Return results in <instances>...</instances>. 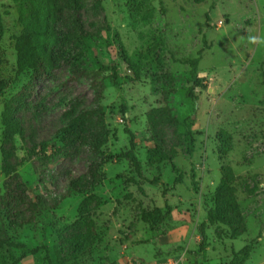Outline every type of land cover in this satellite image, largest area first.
Masks as SVG:
<instances>
[{
    "label": "rangeland",
    "instance_id": "rangeland-1",
    "mask_svg": "<svg viewBox=\"0 0 264 264\" xmlns=\"http://www.w3.org/2000/svg\"><path fill=\"white\" fill-rule=\"evenodd\" d=\"M55 2V68L16 111L9 131L1 123L3 103L30 73L16 71L17 9L0 0V80L7 83L0 95V205L15 227L1 213L0 223L15 241L47 248L18 264L173 256L228 264L248 243L254 247L244 264H264V0H79L78 11L69 0ZM198 51L204 85L194 104L186 95L192 83L185 60ZM150 110L159 119L155 151L164 158L153 164ZM188 117L191 156L183 126L172 121ZM124 118L141 177L116 157L129 149ZM73 121L83 136H67ZM173 167L183 175L175 186ZM225 176L239 205L226 225H211L207 211ZM166 204L170 213L158 225L141 219L142 210L164 212ZM25 218L30 222L18 225ZM234 230L243 233L233 237ZM19 256L18 248L0 245V264Z\"/></svg>",
    "mask_w": 264,
    "mask_h": 264
},
{
    "label": "trees",
    "instance_id": "trees-1",
    "mask_svg": "<svg viewBox=\"0 0 264 264\" xmlns=\"http://www.w3.org/2000/svg\"><path fill=\"white\" fill-rule=\"evenodd\" d=\"M18 15V22L21 26L19 34L15 38L14 49L16 53V71L17 73L29 72L30 77L28 82L9 100L3 103V109L1 112V123L9 130H15L16 124L14 122V116L16 111L21 107L24 101L31 97L35 90L39 87V84L52 75L55 68L57 56L53 54V47L57 42L58 34L53 29L52 24L55 22L56 16V2L55 0H12ZM69 3L73 10L78 11L80 9L79 0H69ZM211 8H213L211 6ZM135 9L130 10V17L133 18ZM1 32V22H0ZM205 46V45H204ZM207 47V46H206ZM201 52L198 51L196 57H188L185 62L189 66V74L191 86L189 87L186 95L190 98L194 104L198 101L196 90L200 89L204 84V78L198 73V62ZM112 72L113 84L118 87L119 80L116 72V66H110ZM138 70L135 71V77L138 78ZM7 83L4 80H0V95H3L4 89ZM196 107V105H195ZM123 113H125V107L122 106ZM148 126L151 132L152 139L155 143V148H152L148 154L149 163H160L164 160L163 155L160 152H156V146L158 139L155 132V126L159 123V119L154 110H150L147 113ZM172 121L180 124L184 127V136L187 144V154L191 156L194 152L195 138L193 135L192 127L194 121L191 117L186 118L184 121L179 122L175 118ZM125 127L124 131L129 135V149L123 153L118 154L116 157L127 159L134 167L135 172L141 177V167L134 153L136 147L135 135L129 130L127 119L124 118ZM67 136L69 138H79L83 136L82 130L74 126V121L70 122L66 126ZM173 171L176 175L173 180L172 186L182 182L183 175L179 170L173 167ZM195 174H192V178ZM158 181L159 178L155 177ZM230 179L225 176L220 182L219 186L213 195V206L207 211V222L211 225L228 223L227 214L233 212L238 208V202L235 198L234 191L229 183ZM128 183L138 184L135 177L129 176L126 178ZM30 206L33 207L31 199ZM171 207L166 204V210L163 212L161 208L156 207L151 211L142 210L141 219L150 224L151 227L158 225L164 218L170 213ZM1 216L8 224H12L10 228H14L15 224L11 220V215L8 213L7 205L1 203L0 205ZM0 223V245H7L10 247H16L20 250L21 256L12 257L11 264H18L22 257L27 254H36L41 249L46 250V246L30 248L22 242H17L12 239L7 233V225ZM30 222V219H22L18 225H25ZM243 232L239 230L232 231V236L236 237ZM260 234V233H259ZM202 236L205 237L204 232ZM254 245L248 243L241 249L234 252L228 264H244L251 256ZM200 249H204V245L201 244ZM105 264H114V262H107Z\"/></svg>",
    "mask_w": 264,
    "mask_h": 264
},
{
    "label": "built area",
    "instance_id": "built-area-1",
    "mask_svg": "<svg viewBox=\"0 0 264 264\" xmlns=\"http://www.w3.org/2000/svg\"><path fill=\"white\" fill-rule=\"evenodd\" d=\"M127 264H196L194 261L188 260L185 256L180 257H166L162 259L153 260L149 263L139 262L138 260H128Z\"/></svg>",
    "mask_w": 264,
    "mask_h": 264
},
{
    "label": "bare ground",
    "instance_id": "bare-ground-1",
    "mask_svg": "<svg viewBox=\"0 0 264 264\" xmlns=\"http://www.w3.org/2000/svg\"><path fill=\"white\" fill-rule=\"evenodd\" d=\"M192 118V120L194 119V117H191ZM182 126V125H181ZM184 128V127H183ZM186 147H187V144H186ZM188 155V154H187ZM189 156V155H188Z\"/></svg>",
    "mask_w": 264,
    "mask_h": 264
}]
</instances>
